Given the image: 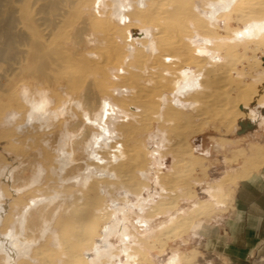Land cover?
<instances>
[{
    "label": "rangeland",
    "instance_id": "obj_1",
    "mask_svg": "<svg viewBox=\"0 0 264 264\" xmlns=\"http://www.w3.org/2000/svg\"><path fill=\"white\" fill-rule=\"evenodd\" d=\"M98 1L52 0V7L48 0H9L6 5L0 0V10L6 6L15 10L0 12V31L8 30V23L13 21L9 30L16 36L15 43L0 38V202L8 208L0 230L7 234L15 229V241L30 247L29 254L15 264H93L85 262L83 254L93 252L96 246L101 252L108 248L98 242L105 226L116 229L109 244L113 253L120 255L122 241L117 237L125 228L124 222L133 225L132 220L141 217L136 208H130L127 219L117 223L109 216L108 207L115 200L121 210L127 211L126 203L133 205L142 198L141 172L148 166L141 158L147 150L143 138L155 132L154 117L160 112V99L170 98L173 82L187 67H195V72L203 75V91L187 95L183 101L195 104L196 109L182 123L193 125L199 119L203 122L198 127L205 128L206 117L228 116L213 109L229 108L232 94L248 85L242 76L250 80L252 72L263 67L258 59L261 46L251 44L242 52L238 47H228L225 61L233 54L231 62L207 74L202 70L207 60H199L198 50L191 47L198 38L192 37L193 28L205 40L218 44L224 38L227 45L236 38L239 25L254 17L253 13L260 14V8L243 10L237 0H229L233 11L222 17L227 27L223 30L215 25L209 30L201 24L207 21L197 10L198 0H148L142 11L137 0H131L136 11L125 24L120 22L116 0H101V7ZM202 10L206 11L205 5ZM245 10L251 12L250 17L244 15ZM257 19L264 17L259 15ZM136 28L151 35L130 41V32ZM37 43L40 52L49 57L43 74L36 72L28 59L29 48ZM174 57L180 62H167V58ZM105 102L127 114L129 121H109L124 153L115 164L109 161L99 165L89 160L87 152L93 139L101 134ZM9 113L14 116L7 127L4 120ZM30 114L31 126L19 132L18 126L26 124ZM90 120L98 124L90 125ZM169 123L166 119L164 125ZM173 124L170 134L183 137L178 124ZM111 147L102 144L97 151L108 158ZM63 149L69 157L58 162ZM8 162L11 168L20 170L3 175ZM92 164L96 173L87 178L85 171ZM100 173L105 177H98ZM124 190L131 196H122ZM39 198L43 201L21 223L22 210ZM78 208H85L84 216L72 218ZM75 226L81 228L76 236L70 234ZM133 228L138 231V227L125 229L130 237H137L131 232ZM15 249L19 251L21 246ZM136 252L132 255H138L142 264V253ZM3 254L0 252V264H9ZM110 262L127 263L118 257L94 264Z\"/></svg>",
    "mask_w": 264,
    "mask_h": 264
},
{
    "label": "crops",
    "instance_id": "obj_2",
    "mask_svg": "<svg viewBox=\"0 0 264 264\" xmlns=\"http://www.w3.org/2000/svg\"><path fill=\"white\" fill-rule=\"evenodd\" d=\"M208 3L198 0L197 10ZM256 19L239 25L236 38L254 33V39L259 40L264 35V22ZM235 39L226 45L223 40L217 44L196 38L192 46L207 60L208 68L210 60L225 64V52ZM246 43L241 41L239 52ZM261 54L263 67L255 69L250 80L242 76L248 84L255 77L264 79V47ZM190 105L194 112L196 107ZM228 107L214 108L228 116L206 117L205 128H199L203 121L195 119L189 131L196 133L184 143L170 134L174 124L165 126V119L164 131L156 125L155 132L143 138L151 163L147 174L141 175V213L136 209L141 218L133 219V225L123 224L128 229L138 227L131 232L137 235L135 239L141 238V252L136 253H142V264H264V81L248 93L245 88L233 93ZM181 144L192 148L191 162L201 161V166L188 170L178 183H161V175L173 173ZM184 164L178 162L177 166ZM171 198L176 200L175 208H165ZM181 217L193 219L191 226L171 238L160 231ZM128 239L132 254L135 239ZM132 261L139 264V256L132 255Z\"/></svg>",
    "mask_w": 264,
    "mask_h": 264
},
{
    "label": "bare ground",
    "instance_id": "obj_3",
    "mask_svg": "<svg viewBox=\"0 0 264 264\" xmlns=\"http://www.w3.org/2000/svg\"><path fill=\"white\" fill-rule=\"evenodd\" d=\"M9 0H4L5 5L8 3ZM42 1V0H41ZM148 0H137V7L142 11L143 9L146 8V3ZM213 0H209L208 5H205L206 7V11L204 12L202 10V6L201 9L198 10V12L204 16L205 20L207 22H209V26L207 24V22H201V24L203 25V27L205 29H212L209 27H213L215 25L219 26V28H222L223 30L227 27L228 23L227 21L222 18L223 15L225 13H228L231 11H233V4L230 3L229 0H217V2L213 3L212 5L210 4V2ZM49 3H51L52 7L54 6L52 4V0H48ZM117 2V13L120 19V22L122 24L128 23L129 19H130V14L133 11H136V9L133 7V2L131 0H116ZM237 2L239 3V5H243L241 6V8L244 7H251V8H260L262 10V12H260V14H264V0H237ZM196 4V3H195ZM101 7L102 5V1L99 0L97 2V6ZM197 6V5H196ZM43 10V9H42ZM41 10V11H42ZM15 10H13L12 8L9 7H4L2 8V10H0V12H14ZM245 16L250 17L251 16V12L247 13L245 10ZM254 17H250V20L256 19L259 15L258 13H253ZM11 17V16H10ZM256 17V18H255ZM264 17V16H263ZM260 22H264V19H256ZM205 25H204V24ZM13 26V21H10V23H8V27L9 29H11ZM192 27H194V25H192ZM5 30L4 32L0 31V38H4V39H8L10 41V43H15L16 42V36L13 35L11 33L10 30ZM142 32V33H141ZM150 32V31H149ZM148 31H142L138 28L131 30L130 35L131 38L129 39L130 41H133L134 39L137 40H143L145 38H148L149 34L151 35V33H149ZM258 33V32H256ZM192 37H198L200 39L205 40L204 38L200 37L196 31L195 28H193L192 32H191ZM254 33H250V34H245L244 37L242 38H236L234 43L231 45V43H229V47H240L241 41L242 40H246L247 43L245 45V47H247L248 45L251 44H259L260 47V52L262 53V48L264 47V35L261 36V38L259 40L254 39L253 37ZM223 41L224 38L222 39ZM207 42L213 41L211 39H206ZM221 41V40H220ZM196 43L193 44V46ZM193 46H191L192 48H194ZM31 50V53L28 56V59H30L33 62L32 68L36 71V72H40V73H44V71L46 70V68H48V55L45 56L40 52V47L37 43L33 45V47L29 48ZM195 49V48H194ZM229 50V48H228ZM227 50V51H228ZM196 54V53H195ZM258 59L260 62H263L260 58V53H258ZM233 55V54H232ZM232 55L229 56V60L225 61V64L227 62H231L232 60ZM197 58H199V60H206L204 57L200 56V55H196ZM235 57V55L233 56ZM168 62L170 63H177L180 62V60L176 57L174 58H167L166 59ZM224 64L222 62H217L215 60H210L209 61V67L207 68V66H205L202 70L209 74V73H214L215 72V68H220L222 67ZM30 67V66H27ZM194 70V71H192ZM192 71V72H191ZM236 78V77H235ZM233 78V79H235ZM203 79V75L201 73L197 74L195 72V67H187L184 71H182V74L180 77L177 78L176 81L173 82L172 84V92L170 93L171 95H169L170 98H166V97H162L160 99L161 101V105H160V112L154 117L156 123L158 126H162L163 124V120L167 119L170 120L171 123L176 122L178 124V129L182 130L184 133V136L180 137V139L182 140V142H186L187 139L189 137H191L193 134L190 132L189 130L191 129V123L188 121L187 123H182L184 117L189 116L188 114H190V110H191V105L190 103H185L183 101H185L187 99V95L190 96V94H194L197 92H201L203 91V86L201 85ZM264 81V79L260 80L257 79L256 77L253 78L251 80V83L248 85H245V90L246 92H250L253 91V89L259 84ZM174 91V92H173ZM174 93V94H172ZM183 97H186V99H182ZM195 106V104H194ZM132 111L134 112H139L135 109H133ZM12 116H14V114L9 113L6 115V118L4 120V123L7 127H9V125L11 124L12 121ZM115 122L119 121L120 123H125L129 121V117L127 114H124L120 109H118L117 107L113 106L111 103L109 102H105L103 104V109H102V116H101V120H100V130H101V134L99 136H96V138L93 139L92 144H90L89 148H88V152H87V156L89 158L90 161H92L93 163H97L99 165H105L107 164L109 161L113 164L117 163V161H119L120 157H122L123 155V146L120 142L118 141L117 135L114 132V130H112V125H109V121ZM33 122V118L32 115L30 114L28 117V120L26 122V124H22L20 126H18V131L22 132L23 129L26 128V125H29V127L31 126L30 124H32ZM90 125H95L98 124L92 120L89 121ZM102 144H107V145H111V154L109 155L108 158L104 157L103 155H101L97 150L102 146ZM147 150L144 151L143 155H141L142 160H144V162H147L148 166L144 169V171L141 172V175H146L149 165L151 163V158H150V152L148 151V148H146ZM68 154L67 152L63 149L60 151L59 154V159L57 160L58 162H64L66 159H68ZM191 157H192V148L189 145H183L181 144L179 147V150L176 153V159H177V164L178 162H184L185 164L183 166H180L175 163L173 166V173L172 174H168V175H161L160 176V182L162 183L163 181H173L174 183H177L178 180H180L184 174H186L188 172V170L190 171H194L196 168L201 166V161H195V162H191ZM22 168V165H21ZM20 170V167L17 168H11L10 162H8V164H6V168H5V173L3 175H12L15 171ZM96 166L92 165H88L87 166V170L85 171V173L87 174V178L93 177L96 173ZM189 171V172H190ZM98 177L103 178L105 177L104 174L100 173L97 174ZM177 176H180L177 178ZM180 178V179H179ZM77 181L81 182V178H78ZM122 196H124L125 198L130 197L131 193L127 190H124L122 193ZM171 202L169 204H165V208L169 207L171 209L175 208L176 204H175V199L171 198ZM43 201V199L39 198V199H35L32 200L31 202H29V205L26 206L23 210L22 213L19 215L20 219H21V223H23L24 221H26V219H28V217L30 216V213L39 205V203H41ZM115 200L111 201L110 206L108 207L109 209V216L111 217V219H114L117 223H119L118 221L121 220L124 221L125 217L127 219V214H130V212H128V210L130 208H136L139 209V213H141V208H142V198L137 199V202L133 205H130L128 203H126L127 205V211L126 210H121L120 207V203H115ZM165 199H162L160 201L161 205L162 203H164ZM6 202H9L8 200ZM163 207V206H161ZM7 207L2 204L0 202V223L3 221L4 216L7 213ZM84 211L85 208H78L75 209L72 212V218L75 219H80L84 216ZM159 213H162V211H159ZM120 215V219L117 218V216ZM108 215H106L107 217ZM104 218V216H103ZM118 220V221H117ZM193 222V219L190 218H179L177 220H174L170 225L168 226H164L161 227L160 231L163 232V234H165L168 238H171L173 235H175L177 233L178 230L181 229H185L191 226ZM124 227V226H123ZM115 230L113 229V227L111 226H105L102 230H101V236L98 239V242L101 245H104L106 247H108L106 250H103L102 252L100 251V248H98V246H96L92 252V250L90 252H84L83 254V260L85 262H89V263H102L104 260H108L109 261L113 258H118V257H122L125 260H129L130 262L132 261V247L129 244V239L130 236L128 235V230H126L125 228L122 229L120 235H119V239L122 241V248L120 249V255H117L114 252V248L112 246H110L109 241L110 238H112V236H115ZM15 229H10L7 234H2L1 230H0V252H3L4 256L9 260V264H15L17 262L18 259H20L21 257L25 255H28L30 252V247H27L23 242L17 240L15 241L16 238V233H15ZM81 231L80 226H75L73 228H71V235H78ZM13 238V239H12ZM133 239H135L133 236L131 237ZM17 242V243H15ZM97 242V243H98ZM141 243V238H137L135 239L134 242V247H136V251L141 252V250L139 249V245ZM21 246V249L19 251H17L15 249L19 247V245ZM23 254V255H22ZM78 257H80V254L78 255ZM81 259V258H79ZM111 264V262L109 263Z\"/></svg>",
    "mask_w": 264,
    "mask_h": 264
}]
</instances>
